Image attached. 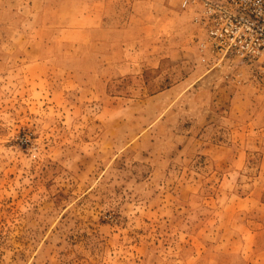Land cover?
Masks as SVG:
<instances>
[{
	"label": "rangeland",
	"instance_id": "obj_1",
	"mask_svg": "<svg viewBox=\"0 0 264 264\" xmlns=\"http://www.w3.org/2000/svg\"><path fill=\"white\" fill-rule=\"evenodd\" d=\"M179 2L0 0V264H264V80Z\"/></svg>",
	"mask_w": 264,
	"mask_h": 264
},
{
	"label": "built area",
	"instance_id": "obj_2",
	"mask_svg": "<svg viewBox=\"0 0 264 264\" xmlns=\"http://www.w3.org/2000/svg\"><path fill=\"white\" fill-rule=\"evenodd\" d=\"M197 27L194 42L211 67L243 63L264 80V0H180Z\"/></svg>",
	"mask_w": 264,
	"mask_h": 264
},
{
	"label": "crops",
	"instance_id": "obj_3",
	"mask_svg": "<svg viewBox=\"0 0 264 264\" xmlns=\"http://www.w3.org/2000/svg\"><path fill=\"white\" fill-rule=\"evenodd\" d=\"M93 16L95 18H92ZM104 27H106L105 17L99 12L77 19V24L73 31L77 32L80 37H75L76 42H79V45L91 43L96 35L100 34V32L102 33ZM118 47H124V44H120Z\"/></svg>",
	"mask_w": 264,
	"mask_h": 264
}]
</instances>
